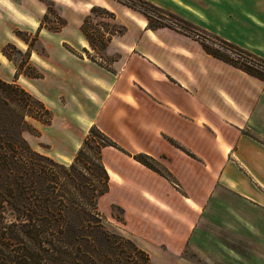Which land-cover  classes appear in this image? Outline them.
<instances>
[{
  "label": "crops",
  "instance_id": "crops-1",
  "mask_svg": "<svg viewBox=\"0 0 264 264\" xmlns=\"http://www.w3.org/2000/svg\"><path fill=\"white\" fill-rule=\"evenodd\" d=\"M51 1L69 23L99 6L126 30L104 50L108 60L92 58L81 26L77 44L61 37L65 26L47 30L45 56L31 50L39 76L17 83L52 112L50 124L32 119L40 132L34 150L71 165L96 126L118 145L102 150L109 189L98 210L151 264H256L255 235L264 236V81L209 54L191 34L151 29L145 15L115 0ZM146 1L264 60V0ZM0 10L14 19V0H0ZM47 13L36 4L26 16L41 37ZM114 207L123 222L114 223Z\"/></svg>",
  "mask_w": 264,
  "mask_h": 264
},
{
  "label": "trees",
  "instance_id": "trees-1",
  "mask_svg": "<svg viewBox=\"0 0 264 264\" xmlns=\"http://www.w3.org/2000/svg\"><path fill=\"white\" fill-rule=\"evenodd\" d=\"M117 1L143 12L151 29L167 26L153 16L161 14L162 10L148 1ZM143 6H148L153 11L144 10ZM98 12L112 20L114 31L88 29L87 23L91 14L96 15ZM47 18L46 14L43 19ZM58 18L60 17L56 13V19ZM44 27L52 32H59L65 24L52 29L41 22L40 28ZM80 29L96 52L104 51L113 36L121 35L126 30L116 23L115 13L99 6L91 9ZM215 39L255 59L262 68L240 63L230 55L202 43L209 54L264 81L263 59L231 43L216 37ZM29 118L50 124L52 112L16 81L8 82L0 78V264H151L147 252L129 238L111 233L104 226L105 216L95 208H88L95 197L91 196L86 203L62 194V188L67 186L66 180L70 179L68 171L75 169V163L81 160L87 149L96 148L99 167L105 178V188L98 198L104 195L109 189V175L102 163V150L107 146L118 145L93 126L72 167L67 169L59 166L62 172L53 170L58 175L57 180L50 183V191L45 193L42 188L37 187L48 181V172L41 163L49 161L54 164V160L33 150L25 139L26 131L34 130V135H39ZM135 159L174 182L171 173L151 156L139 154ZM86 199L88 197L83 200ZM114 208L123 214L121 208ZM119 221L123 222V218Z\"/></svg>",
  "mask_w": 264,
  "mask_h": 264
},
{
  "label": "rangeland",
  "instance_id": "rangeland-1",
  "mask_svg": "<svg viewBox=\"0 0 264 264\" xmlns=\"http://www.w3.org/2000/svg\"><path fill=\"white\" fill-rule=\"evenodd\" d=\"M14 3L16 15L14 19H12L10 16H7V14L3 10H0V78L8 82H17L18 79L23 81L25 77L29 76H39L38 68L30 64V53L31 50H33L36 55L38 54L40 56H45L46 51L43 42L45 40L50 41L48 39L50 34L47 32V30L49 31V29L44 27L45 29L43 30V36L41 37L39 28H35V24L34 22H32V19L26 17L31 15V10L36 4L41 5L42 7H46L49 11L47 13L48 18L46 20L42 19L44 26L56 29L65 24L66 27L62 30L63 35L61 37L68 42H73L74 44L79 43V28L85 21V18L91 13L90 11L87 16H82L80 18L81 23L79 22L73 24V22L76 21V18H72V23H69L66 19H56V13L54 12V3L51 0H14ZM143 8L144 10H152L148 6H143ZM36 10L37 9H35V11ZM136 11L144 15L143 12L139 10ZM166 17H168L175 23L180 24V21L178 19H175L174 17L168 15ZM113 25L114 23L112 22V20L107 15L101 12H98L96 15L91 14L90 20L87 23L88 29L100 28V31L102 32L107 30L114 31L115 28ZM178 31L182 32L181 30ZM202 34L209 35L211 38L215 39L212 35L206 34L203 31ZM55 38L59 39L60 37L57 36ZM103 52V50H97V52L95 51L90 53H93L92 58H100L102 56L105 60H108V58L104 56ZM32 119L33 118H29V122L31 124ZM32 127L36 129V131H38V129L33 126V124ZM34 134V130L26 131L24 133L25 139L29 142L33 150L35 144L39 142V140L35 138L39 135ZM74 162L68 166L61 164L55 160L54 164L49 161L42 162L41 164L43 165V168L48 172V181H46L44 185H38L37 187L42 188L43 192L48 193V190L51 188L50 183H52V181L54 180H57L58 177V175L55 174L53 170L57 169L58 171L62 172L59 166L70 169ZM99 166L100 161L96 148L94 150L87 149L81 160L75 163V169H73L71 172L68 171V174H70V179L68 178L69 180H66L67 186L65 188H62V194H64L65 196L69 195L67 197H73L76 201H84L86 203L91 196L95 197L93 199V203L88 205V208H95L97 209V211H99L97 208L98 196L100 192L105 188L104 174ZM47 183L49 184V186ZM84 197H88V199L83 200ZM105 204L106 203L103 202L102 207H106ZM112 215L116 220V222L114 221V223L120 222L119 220L122 219V212L118 209L114 208ZM104 226L111 233L123 235L122 232L119 231L118 226H115V224H112L110 221L108 222L107 219L106 221H104ZM258 235L259 234L256 233L255 242L260 243L261 247H259L257 243L255 244L256 264H264V246L262 245L264 236L258 237Z\"/></svg>",
  "mask_w": 264,
  "mask_h": 264
},
{
  "label": "built area",
  "instance_id": "built-area-1",
  "mask_svg": "<svg viewBox=\"0 0 264 264\" xmlns=\"http://www.w3.org/2000/svg\"><path fill=\"white\" fill-rule=\"evenodd\" d=\"M153 16L155 19H157L158 21L162 22L163 24H165L167 26H171L174 29H178L184 33L186 32L188 34L193 35L201 43L210 45V46L220 50L222 53L230 55V57H232L236 61H239L240 63H245V64L250 65V66L262 68V66H260L258 61H256L255 59L249 57L248 55H246V54H244L238 50L232 49L231 47H229L227 45H224L221 41H218L217 39H213L209 35H205V34L203 35L199 31L189 30V29L183 27L182 25L175 23L174 21H172L168 17L163 16L162 14H153Z\"/></svg>",
  "mask_w": 264,
  "mask_h": 264
}]
</instances>
